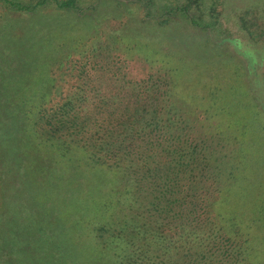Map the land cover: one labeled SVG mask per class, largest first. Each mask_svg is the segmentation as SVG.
<instances>
[{
	"label": "trees",
	"instance_id": "1",
	"mask_svg": "<svg viewBox=\"0 0 264 264\" xmlns=\"http://www.w3.org/2000/svg\"><path fill=\"white\" fill-rule=\"evenodd\" d=\"M232 1L132 3L150 27L179 19L187 28L217 34L219 40H212L224 45L237 42L238 29L252 45L264 34L253 32L264 0H241L243 8H234L230 27ZM0 3L24 13L81 8L80 0ZM23 37L0 65V173L21 175L18 192L8 196L14 209L5 207L0 191V264H75L66 245L77 237L54 231L64 224L63 210L54 208L36 220L35 210H50L57 199H49L37 181H53L54 174L72 175L84 190L88 187L80 194L85 211L72 215L92 239L87 251L102 254L101 264H264V196L258 181L243 173L245 164L260 170L258 158L240 143L234 150L226 130L198 126L210 115L192 118L163 75L130 80L123 74L115 79L113 94H98L87 82L59 96L32 91L45 85L35 66L43 50L28 33ZM261 52L242 53L254 60ZM252 59L248 68L264 93V74L256 75L259 64ZM87 213L91 218L82 219Z\"/></svg>",
	"mask_w": 264,
	"mask_h": 264
},
{
	"label": "rangeland",
	"instance_id": "2",
	"mask_svg": "<svg viewBox=\"0 0 264 264\" xmlns=\"http://www.w3.org/2000/svg\"><path fill=\"white\" fill-rule=\"evenodd\" d=\"M97 1L80 0V9L62 13L53 8L24 13L0 3V65L5 63L4 58L7 52H11V45L18 41L25 42L23 36L28 33L31 42L35 41L43 50L35 66L40 72L38 74L36 71L37 80L43 81L45 85H40V89L34 85L32 91L44 95L67 94L83 82L95 85L98 94H107L110 92L108 90H111L109 94H113L116 89L111 87L115 79L123 74L130 80L163 75V79L173 85L170 93L174 94L185 111H190L187 113L192 118L197 113L210 115L209 120H204L198 126L210 125L216 130H226L234 150L240 143L253 159L258 158L260 170L255 173V165L245 164L243 173L258 181V189L263 197L264 93L257 89L258 80L254 79L251 67L248 68V62L253 57L250 59L242 52L263 51L260 53L262 57L252 59V63L259 64L256 75L261 79L264 74V34L256 38L257 41L252 39V45H249V36L237 29L233 32L234 36L237 35V42H225L227 45H224L214 42L220 38L217 34L211 37L206 31L187 28L179 19L163 28L155 25L150 27L142 19L140 6L133 4L132 0ZM240 1L233 0L228 6L230 27L235 17L234 8H243L240 7L243 6ZM258 11L260 17L253 27L257 30L253 32L257 33L264 30V11ZM213 37L216 40H212ZM105 84H110V87L106 88ZM82 155L77 156L80 158ZM33 174L35 176L37 173ZM50 178L37 181V184L45 189L49 199H57L48 206L50 210H43L42 207L35 210L37 223L42 216H49L54 208H61L66 228L61 223V226L57 224L54 231L63 230L64 235L70 233L78 239L73 245H66V254L71 256L75 264H101L104 262L99 260L102 254L99 251H87L86 245L92 243V239L86 235V227L80 226L79 220L72 215L78 213L81 217V212L85 211L87 205L80 194L87 193L88 187L84 190L72 175L65 174L60 178L54 174V180ZM20 179V174L6 176L0 173V191L6 208L14 209L16 206L10 203L8 196L18 192ZM25 185H21L20 189ZM99 193L100 196L105 194L101 189ZM235 199L232 203L236 202ZM248 203L257 202L250 199ZM250 208L253 209V205ZM91 216L87 213L82 219L88 220ZM36 220L33 221L36 223Z\"/></svg>",
	"mask_w": 264,
	"mask_h": 264
}]
</instances>
